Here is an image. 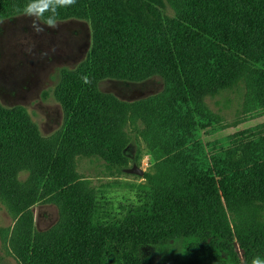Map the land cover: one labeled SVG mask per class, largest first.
Returning a JSON list of instances; mask_svg holds the SVG:
<instances>
[{
	"label": "trees",
	"instance_id": "obj_1",
	"mask_svg": "<svg viewBox=\"0 0 264 264\" xmlns=\"http://www.w3.org/2000/svg\"><path fill=\"white\" fill-rule=\"evenodd\" d=\"M162 2L172 16L163 13ZM27 3L0 0V21L23 15ZM58 13L57 22L84 21L91 31L86 59L60 74L54 92L61 130L44 138L21 109L0 104V203L14 221L2 244L19 264H29L36 205L57 207L94 191L77 174V158L98 157L125 169L132 140L145 145L155 170L199 155L205 147L199 126L190 127L196 115L185 78L264 71V0H76ZM154 77L163 82L161 92L132 102L98 87L105 80ZM252 95L264 97V91ZM190 186L188 179H176L166 188L182 195ZM176 240L183 245L180 264H241L235 245L244 264L264 258V184L34 264H150L142 248Z\"/></svg>",
	"mask_w": 264,
	"mask_h": 264
},
{
	"label": "rangeland",
	"instance_id": "obj_2",
	"mask_svg": "<svg viewBox=\"0 0 264 264\" xmlns=\"http://www.w3.org/2000/svg\"><path fill=\"white\" fill-rule=\"evenodd\" d=\"M162 11L173 15L163 2ZM31 24L32 19L24 15L0 21V104L21 109L41 136L50 138L63 125L62 109L54 94L60 74L75 70L86 59L91 31L88 23L78 20L57 22L56 28L41 24L44 31L39 34ZM185 84L196 115L190 127L199 126L204 152L166 162L158 170L144 153L145 145L137 140L127 148L125 169L113 168L98 157L77 158V174L95 189L57 207L33 208L29 264L110 237L118 230L264 184V97L247 96L264 91V71L192 75L185 78ZM98 87L121 101L132 102L161 92L163 82L157 77L141 83L105 80ZM139 151L142 154L136 159ZM133 167L143 175L129 174ZM157 174L160 180L155 178ZM26 178L27 174H22L19 179ZM176 179L190 181L185 194L167 191L166 185ZM13 225L0 203V264H19L2 244V237L10 235ZM235 251L244 264L236 245ZM141 253L150 258V264H180L183 245L176 240L161 247H144Z\"/></svg>",
	"mask_w": 264,
	"mask_h": 264
},
{
	"label": "clouds",
	"instance_id": "obj_3",
	"mask_svg": "<svg viewBox=\"0 0 264 264\" xmlns=\"http://www.w3.org/2000/svg\"><path fill=\"white\" fill-rule=\"evenodd\" d=\"M76 3V0H29V3L23 9V15L32 19L30 27L37 34L44 31L41 24L50 28H56L58 10L60 8H67ZM48 14L47 16L45 14ZM42 56L47 53H42ZM251 264H264V258L255 256Z\"/></svg>",
	"mask_w": 264,
	"mask_h": 264
},
{
	"label": "water",
	"instance_id": "obj_4",
	"mask_svg": "<svg viewBox=\"0 0 264 264\" xmlns=\"http://www.w3.org/2000/svg\"><path fill=\"white\" fill-rule=\"evenodd\" d=\"M129 174H135L137 176H142L143 175V171L141 169H139L138 167H133L130 170L127 171Z\"/></svg>",
	"mask_w": 264,
	"mask_h": 264
},
{
	"label": "crops",
	"instance_id": "obj_5",
	"mask_svg": "<svg viewBox=\"0 0 264 264\" xmlns=\"http://www.w3.org/2000/svg\"><path fill=\"white\" fill-rule=\"evenodd\" d=\"M256 97H258V95H257ZM118 100H119V99H118ZM120 101H121V100H120ZM123 102H126V101H123ZM145 155H146V154H145ZM143 157H145V156H142V158H143Z\"/></svg>",
	"mask_w": 264,
	"mask_h": 264
}]
</instances>
